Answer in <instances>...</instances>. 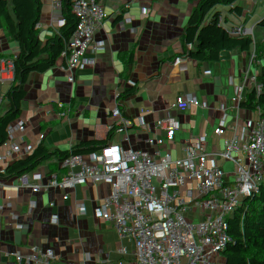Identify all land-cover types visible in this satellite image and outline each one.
<instances>
[{"label":"crops","instance_id":"crops-1","mask_svg":"<svg viewBox=\"0 0 264 264\" xmlns=\"http://www.w3.org/2000/svg\"><path fill=\"white\" fill-rule=\"evenodd\" d=\"M65 16L63 31L67 36L74 22L69 14ZM122 18V14L115 13L112 21L121 22ZM114 34L119 33L108 36ZM201 42L206 49L203 66L195 69L191 77H197L198 83H207L206 97L217 99L231 89L227 65L234 50L227 49L217 61H210L207 50L210 40L203 37ZM10 58L9 49L0 40V71L10 63ZM114 59L113 44L104 47L88 42L82 47L75 66L69 70L68 74L85 84L84 96L97 102L98 108L93 115L77 113L71 116L63 133L68 148L57 160L55 173L46 184L53 193L35 200L34 214L27 212L23 199L26 191L20 189L21 185L13 198L0 203V264H76L78 248L72 241L78 235L84 247L92 252L87 264H124L116 260L114 253L126 245L138 226L145 224L154 225L161 236H153L146 242H132L141 253L137 264H174L183 250L187 256L185 264H192L190 258L197 242L201 255L213 247L214 241L200 236L197 239L192 228L207 201L219 204L218 197H211V185L214 181L217 183L216 171L224 169L217 167V156L232 133L223 126L207 124L188 136L190 146L178 135L165 148L166 154L178 145L184 158L206 157L209 148H213L210 158L214 161L215 174L209 180L183 182L177 192H158L148 186L140 195H133L146 181L142 171L150 142L158 133V105L151 98V86L145 82L149 70L141 60L124 64L119 59L124 71L111 76L108 67ZM171 66L165 64L164 71L170 73ZM262 76L264 68L259 78ZM98 78H103L104 82L97 88L88 86ZM109 109L118 110L119 117L110 119ZM4 111L2 170L17 163L25 153L22 139H15L11 131L13 125L21 127L22 118L11 109ZM251 112L249 109L248 114L239 116L245 128L256 123ZM125 114H131L132 118L123 119ZM221 129L228 137L218 143ZM196 137L198 142L192 140ZM59 173L63 180H58ZM90 185L93 192L87 197ZM219 190L222 194L224 188L219 187ZM86 219H92V223L80 228Z\"/></svg>","mask_w":264,"mask_h":264},{"label":"trees","instance_id":"trees-1","mask_svg":"<svg viewBox=\"0 0 264 264\" xmlns=\"http://www.w3.org/2000/svg\"><path fill=\"white\" fill-rule=\"evenodd\" d=\"M164 1L113 0L111 6L109 0H0V40L12 56L19 58L16 65L25 67L29 74L35 73L31 62L39 55L42 42L39 30L45 28L49 16L54 15L55 2L62 3L65 13L77 15L71 32L62 39L49 71L48 85L35 89L32 103L21 119L25 153L6 170L0 167V203L13 198L26 179L38 153L31 139L32 122L55 94L62 77L75 66L82 47L88 42L104 47L113 44L116 59L123 60L124 64L139 62L145 55L155 76L166 69L163 56L167 51L177 55L167 76L172 87L169 98L158 104V133L151 140L145 156L142 172L146 181L142 187L149 186L158 192H177L183 182L211 178L212 169L190 166L181 156L178 145L164 153L169 142L178 135L191 136L207 124L223 126L232 137L218 156H226L242 146H252L264 136V76L259 78L264 68V0H239L234 13L220 0H182L178 4L167 0L163 12L154 13L153 8ZM207 4H211L207 49L210 61H217L227 49L238 48L243 50L245 58L238 86L217 99L183 89L206 51L201 45L205 22L201 9ZM254 4L257 6L251 9ZM126 8L135 20L134 29L126 21L119 34L101 40L87 34ZM241 18L250 20L255 28L250 31L239 29ZM245 108L252 111L251 117L256 121L249 128L239 120ZM4 116L5 111L0 107V150ZM192 140L198 142L199 138ZM149 175L153 178L149 179ZM216 180L219 187L224 188L218 205L222 221L219 225L214 220L207 222L200 237L208 241L219 240L230 256L231 264H264V194L253 192L259 177L247 172L233 177L216 171ZM92 192L90 185L87 197ZM91 223L92 219H86L79 227Z\"/></svg>","mask_w":264,"mask_h":264},{"label":"built area","instance_id":"built-area-1","mask_svg":"<svg viewBox=\"0 0 264 264\" xmlns=\"http://www.w3.org/2000/svg\"><path fill=\"white\" fill-rule=\"evenodd\" d=\"M171 3L178 4L182 0H168ZM228 6L230 12L237 11V4L239 0H220ZM153 8L154 13L163 12L164 4ZM257 6L254 4L251 9ZM56 14L52 15L49 25H51L50 34L41 42L39 55L32 60L34 74L26 72L24 67H18V57L10 58V63L5 67L6 70L0 73V107L3 109H11V111L22 118L29 109L34 96L35 89L43 87L49 83V71L58 55L62 39L66 33L62 30V16L58 17L63 11L64 6L58 2L55 5ZM211 4H207L201 9V15L205 18L203 24V37L205 40L210 38L211 23L209 22ZM65 12V11H64ZM128 21L131 28H135V20L130 16L129 9L123 11L122 23H115L111 19L105 20L99 28L87 32L92 37H104L115 32L120 33L124 22ZM239 29L252 30L255 25L247 18H241L238 23ZM43 28L39 30V34H43ZM205 55V54H204ZM204 55L196 63V69L202 68ZM244 53L241 48L234 50L230 56L227 70L230 74L228 81L231 87H237L241 78V67L244 62ZM177 61V55L171 51H167L163 56V62L166 65H172ZM141 62L145 69L149 70L146 76V84L151 86V98L157 104L165 102L170 95L171 85L167 80L165 72L154 77L150 71L151 63L144 55ZM18 67V68H17ZM124 71V66L119 60L114 59L109 67L108 74L117 76ZM103 78H98L89 83V87L97 88L99 84L103 83ZM185 91L189 89L197 91L200 94H205L208 85L207 83H198L197 77H191L188 84L183 88ZM87 92L86 86L81 81L77 80L71 75L64 76L55 91V94L44 104L38 115L31 125V139L32 143L38 149L37 157L27 174L26 179L21 183V188L26 191V196L23 198L26 202L27 212L34 214V202L37 199H42L45 195H50L53 190L47 189L46 184L49 182L51 176L55 173L54 165L57 160L62 157L68 145L64 139L63 133L69 123L72 115L77 113L94 114L98 108L97 102L86 98L84 93ZM107 115L110 119L119 117L118 110L109 109ZM131 114H125L123 119H130ZM12 135L15 139H21V127L14 126L11 129ZM88 136H86L87 138ZM182 151V148H179ZM192 167H210L215 174V167L213 158H207L204 155L192 156L186 161ZM152 175H149L151 178ZM58 180H63V176L57 174ZM145 187H138L134 190L133 195L138 196L143 193ZM221 195L216 181L211 185V197H218ZM218 201L205 203L203 212L195 219L192 228L193 233L197 239L201 232L205 229L207 221L214 220L216 224L222 221V215L218 211ZM22 237V234H19ZM153 236H161V232L152 224L140 225L136 232L132 234L126 245L117 249L114 253L116 260L124 264H137L141 259L140 251L132 244V242H146ZM213 247L199 254L198 242L195 244V253L191 256L192 264H231V259L228 253L221 247L220 241L215 240ZM72 245L78 248V256L75 260L76 264H87V259L92 255V252L85 248L80 235L75 237ZM187 261L186 251L183 250L179 256L174 260V264H185Z\"/></svg>","mask_w":264,"mask_h":264},{"label":"rangeland","instance_id":"rangeland-1","mask_svg":"<svg viewBox=\"0 0 264 264\" xmlns=\"http://www.w3.org/2000/svg\"><path fill=\"white\" fill-rule=\"evenodd\" d=\"M56 3H58V2H55V5H56ZM109 4L112 6L113 0H109ZM163 9H164V7H163ZM55 10H57V8H55ZM129 11H130V9H129ZM119 13L123 15V11L119 12ZM119 13H117V14H119ZM55 14H56V12H55ZM65 14L66 13L63 11L60 15H58V17L62 16V19H64V17H66ZM69 15H70L71 22L75 23L74 19H75V17L77 18V15L74 13H73V15L72 14H69ZM51 18H53V17L49 16L48 21H47V26L45 28H43V32H44L43 34L44 35H42V34L40 35L42 42H43L44 38L48 37L50 34L51 25H49V21ZM115 23H122V22L119 21V22H115ZM106 37H108V36L95 37V39L101 40V39H104ZM31 64H32V62H31ZM18 67H21V66H18ZM5 70H6V68L1 69L0 73L5 71ZM164 72H165L166 76H168V72H166V71H164ZM67 75H68V73H66L64 76H67ZM71 76H73V75H71ZM153 76L156 78L159 75L158 76L153 75ZM247 111H249V108H245L244 111L241 112V115L243 113L248 114ZM260 121H258V122H260ZM180 137L182 138L181 141L184 144H186L187 146H190L188 136L181 135ZM227 137H228V133L224 129H221V134L217 137L216 142L222 143L225 139H227ZM213 154H214V149L209 148V150L206 154V157L210 158L213 156ZM217 157H218L217 167H219L220 169H222V168L226 169V170L223 169L221 171L226 176L230 175V176L234 177L236 174L241 173V172H247V173L252 174V175H257L259 177V180L256 183V185L253 187V192L256 194H264V136H262L261 138L256 140V142L252 146H242L237 150L231 151L226 156H220L219 155ZM152 178H153V176L149 179H152ZM225 184H227V183H225Z\"/></svg>","mask_w":264,"mask_h":264},{"label":"bare ground","instance_id":"bare-ground-1","mask_svg":"<svg viewBox=\"0 0 264 264\" xmlns=\"http://www.w3.org/2000/svg\"><path fill=\"white\" fill-rule=\"evenodd\" d=\"M66 22V20L65 19H62V23H65ZM61 23V24H62ZM62 30H63V24H62ZM10 51V50H9ZM10 53H11V51H10ZM11 56H12V53H11ZM12 57H14V56H12ZM174 64V63H173ZM172 64V65H173ZM228 71V70H227ZM228 74H229V72H228ZM229 79H230V74H229ZM229 81V80H228ZM229 84V83H228ZM229 87H231L230 85H229ZM231 88H234V87H231ZM96 112V111H95ZM81 113H83V112H81ZM87 114V113H86ZM75 115V114H74ZM90 115V114H89ZM93 115V114H92ZM114 120V119H113ZM180 148V147H179ZM179 152H180V154H181V156H183L182 154H183V151H180V149H179ZM188 158H190V157H188ZM188 158H184L186 161H187V159Z\"/></svg>","mask_w":264,"mask_h":264}]
</instances>
